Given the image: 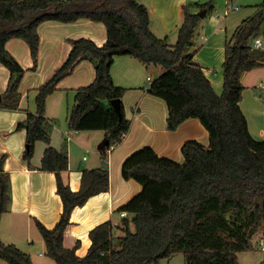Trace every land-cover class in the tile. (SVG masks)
Returning <instances> with one entry per match:
<instances>
[{"label": "trees", "instance_id": "1", "mask_svg": "<svg viewBox=\"0 0 264 264\" xmlns=\"http://www.w3.org/2000/svg\"><path fill=\"white\" fill-rule=\"evenodd\" d=\"M193 9L212 11L214 7L210 1L183 5L177 39L171 45L151 32L149 11L138 0H0V64L10 73L1 108H18L19 83L25 73L5 49L7 41L16 38L27 44L33 62L30 70H35L37 28L42 22L88 19L106 29L107 38L101 46L88 38L68 40L71 49L67 57L35 89V113L27 114L26 123L17 126L25 130L22 158L27 168L55 175L62 202L60 217L52 228L36 221L45 255L55 264H157L176 253L183 254L184 264H238V253L252 250V239L264 226V140L252 138L241 111V75L262 65L252 42L264 30V3L244 18L225 42L220 93L187 52L200 20ZM117 56L160 68L145 88L165 102L166 129L173 131L185 120L196 118L208 133V145L184 142L181 163L159 157L148 146L126 158L122 177L135 180L141 191L118 209L128 216L121 221V235L113 236L110 222L95 226L88 233L87 253L79 257V241L71 248L63 245L71 212L108 190V151L123 140L130 126L121 101L125 89L115 86L111 76ZM82 61L93 65L95 77L91 84L71 91L66 121L72 131H102L104 139L100 166L83 169L79 189L72 191L61 177L68 169L66 151L49 146L52 123L44 115L47 98ZM114 99L119 102L120 116L111 105ZM37 141L48 146L40 167L35 168L31 159ZM3 160L2 156L0 220L11 202L10 177ZM0 260L33 264L27 253L1 238Z\"/></svg>", "mask_w": 264, "mask_h": 264}, {"label": "crops", "instance_id": "2", "mask_svg": "<svg viewBox=\"0 0 264 264\" xmlns=\"http://www.w3.org/2000/svg\"><path fill=\"white\" fill-rule=\"evenodd\" d=\"M138 1L148 9L149 28L157 38L177 34L182 22L183 5L210 1L216 8V4L222 1L225 8L230 5L237 7L234 0ZM198 11L193 9L194 13ZM235 11H240L239 7ZM206 14L200 18L187 52L193 54V60L202 66L205 76L216 90L222 84L221 65L224 60L225 42L244 18L234 15L228 21H216L211 18L204 23ZM37 32L39 52L35 70H30L33 62L29 47L23 40L14 38L5 44V49L25 73L19 83L21 97L18 108L10 110L0 107V158L4 157L3 168L9 174L11 186V202L8 211L0 220V238L3 243L13 244L27 253L33 264H44L42 258H47L45 245L36 227V221L46 228H52L60 217L62 202L56 192L54 173L27 168L22 158L25 130H19L17 126L26 123L27 114L35 113V89L67 57L71 49L68 40L88 38L97 46H101L107 36L102 23L88 19L71 23L45 21L39 24ZM258 52V60L262 65L241 75L244 89L240 108L252 138L261 141L264 140V51ZM160 72V68L145 67L129 56H117L111 66L113 83L125 89L121 101L130 126L123 140L108 151V190L90 197L83 206L76 207L71 212L69 225L63 234V245L65 248H71L79 241L80 246L76 250L79 257L87 253L90 245L88 233L95 226L110 222L115 231L113 236L121 235V221L128 216L121 217L118 209L141 191L140 184L135 180L122 177L121 167L126 158L140 148L148 146L159 157L181 163V146L184 142L195 140L204 146L208 145V133L196 118L185 120L173 131L166 129L168 111L165 102L149 94L145 88L147 77H153L154 74L158 76ZM9 77L8 69L0 64V97L7 88ZM94 77L93 65L89 61L80 62L69 76L57 84L56 91L47 98L45 105L44 117L52 123L49 146L57 151L63 148L66 151L68 169L61 177L72 191L79 189L83 169H95L100 166V144L104 133L72 131L66 121L67 105H71L72 101L71 91L91 84ZM47 146L44 142H35L31 159L33 167H40Z\"/></svg>", "mask_w": 264, "mask_h": 264}, {"label": "rangeland", "instance_id": "3", "mask_svg": "<svg viewBox=\"0 0 264 264\" xmlns=\"http://www.w3.org/2000/svg\"><path fill=\"white\" fill-rule=\"evenodd\" d=\"M234 1H236L237 4L236 3L235 4L237 5V7H239L240 11L234 10L230 12L227 16H223V13L226 10V8H229L232 5L225 8V6L222 4V1H221L220 3L216 4V8L214 7L212 11L211 10L207 11V14L204 18V23L209 21L211 18L216 21H219L222 19H227L226 21H228V19L234 15H236V17L242 16V18H246L248 16H251V14L254 13L255 9L258 8L259 5L264 3V0H242V1L234 0ZM239 12L240 14H237ZM216 15H219L220 17H216ZM166 39L169 44L173 45L176 42L177 34L173 36H169ZM215 91L217 93H220L221 87H217ZM262 99H263V96H262ZM71 104H72V101H71ZM131 230L132 231L134 230L133 226ZM113 233H115V231H113ZM260 233L261 231H258L256 235L254 236V238L252 239V250L251 251L238 253V264H264V254L257 248V241H258V236L260 235ZM35 256L37 257V255ZM42 260H43L42 263L44 264H55V262L49 259L48 257L44 258L43 256ZM0 264H7V263L0 260ZM157 264H184L183 254L176 253L170 259H163Z\"/></svg>", "mask_w": 264, "mask_h": 264}, {"label": "built area", "instance_id": "4", "mask_svg": "<svg viewBox=\"0 0 264 264\" xmlns=\"http://www.w3.org/2000/svg\"><path fill=\"white\" fill-rule=\"evenodd\" d=\"M236 9H237L236 6H231L229 8H226V10L223 13V16H227L232 10H236ZM216 17H220V16L216 15ZM252 48L255 49V50H259V51H264V30H263V32L260 35H258L257 37H255L253 39ZM152 79H153V77L148 76L147 77V82H150ZM120 216L121 217H125L126 213L125 212H120ZM260 231H261V233L258 236L257 248L261 252H263V254H264V226L262 227V229Z\"/></svg>", "mask_w": 264, "mask_h": 264}, {"label": "water", "instance_id": "5", "mask_svg": "<svg viewBox=\"0 0 264 264\" xmlns=\"http://www.w3.org/2000/svg\"><path fill=\"white\" fill-rule=\"evenodd\" d=\"M205 14H206V10L205 9L200 10V11L197 12V15H198L199 18H203ZM156 77H157V74H154L153 78H156ZM0 99H1V97H0ZM111 105L114 108L115 112L120 116L121 113H120L118 100H116V99L112 100L111 101Z\"/></svg>", "mask_w": 264, "mask_h": 264}]
</instances>
